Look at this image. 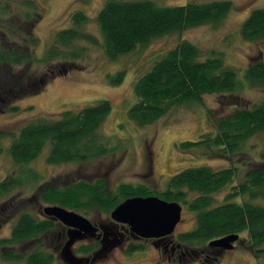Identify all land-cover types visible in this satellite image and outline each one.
<instances>
[{"label":"trees","instance_id":"16d2710c","mask_svg":"<svg viewBox=\"0 0 264 264\" xmlns=\"http://www.w3.org/2000/svg\"><path fill=\"white\" fill-rule=\"evenodd\" d=\"M39 7L36 0H23L18 19L7 24L3 21L0 30L8 29L13 36L20 32V20L27 18L37 22L41 15ZM231 8L230 0L189 1L174 6H159L150 0H106L93 18L101 40L84 29L91 18L85 12L75 10L71 12L70 25L55 33L44 52L47 72L40 74L34 82L26 76L27 69L23 75L18 74L17 79L12 78L8 84L0 85V110L10 103L8 111H16L18 107L11 104L13 100L37 93L55 77L76 70L78 61L86 55V46L81 45L83 42L95 45L100 41L106 57L116 60L157 37L181 33L202 24L217 25ZM239 32L248 41L264 38V6L248 14ZM26 36L29 49L21 50L19 43H9L8 40L6 46L0 42V67L2 64L19 67L27 63V68H31L37 61L34 48L38 38L29 32ZM209 55L203 58V51L197 45L185 39L178 41L138 77L133 90L136 100L128 108L127 117L135 125L145 126L176 106L201 103L205 94L229 93L241 88L237 73L224 64L221 53ZM124 74V70H119L110 81L118 84ZM243 78L251 87H264V54L249 59ZM111 109L109 100L100 99L78 110H62L55 119L36 115L9 135L0 130V142L4 136L11 137L6 148L16 170L15 175H7L0 181V194L25 182L40 180V175L29 164L45 148V159L49 164L84 162L113 152L112 138L102 131ZM213 125L212 131L201 134L196 140L183 141L180 147L206 148L225 157L228 165L220 169L206 165L186 167L173 174L165 187L158 191L145 184L131 183H119L114 191H110L105 181L97 178L92 181L74 179L65 186L49 184L38 196L48 205L85 213L93 208L110 213L127 198L156 196L167 202L184 204L195 213V225L180 235L181 241L205 243L232 234L238 235L239 241L243 239L240 234L246 231L244 246L255 254L261 253L263 250L258 247L264 243V151L261 160L254 161L243 173V178L235 183L239 171L232 159L242 152L249 138L264 131V99L236 105L227 114L215 118ZM227 184L229 191L224 199L214 202L211 194ZM58 223L44 214L40 218L28 211L21 212L10 236L0 240V247L20 245L23 249L30 241L35 245L25 254L12 248L2 250V257L22 264H57V257L61 256L47 250L40 237L55 229ZM99 247V242L91 241L80 246L78 251L90 254Z\"/></svg>","mask_w":264,"mask_h":264},{"label":"rangeland","instance_id":"374dc122","mask_svg":"<svg viewBox=\"0 0 264 264\" xmlns=\"http://www.w3.org/2000/svg\"><path fill=\"white\" fill-rule=\"evenodd\" d=\"M36 1L40 5L41 14L37 22L27 18L20 20V32H15L13 36L8 29L2 28L0 42H3L4 46L8 42L19 43L21 50L29 49L26 35L28 32L34 33L38 38V44L34 48L37 61H34L31 68H27V63L19 67L2 64L0 85L8 84L12 78L17 79L20 74L27 72V69L26 76L34 82L38 80L40 74L47 72L48 68L43 61L44 52L51 44L55 33L70 25V15L75 10H81L91 18L84 29L97 35L101 40L98 26L93 18L106 0ZM150 1L159 6H174L189 1L213 0ZM230 1L232 8L221 23L202 24L185 29L181 33L157 37L146 46H139L116 60L106 57L100 41L95 45L83 42L81 45L86 46V55L78 61L76 70L55 77L37 93L13 100L11 104L18 107L16 111H8L10 103L1 108L0 130L9 135L12 131L17 132V129L36 115L55 119L62 110H78L83 106L95 104L100 99H107L111 102L113 109L102 125V131L110 139L112 138L110 142L115 149L107 155L84 162L49 164L45 159L47 152L45 148L37 159L29 164L40 175V180L36 183L25 182L21 186L12 187L7 193L0 194V239L10 236L11 229L21 212L28 211L37 217H43L42 209L48 204L41 201L38 194L49 184L65 186L74 179L92 181L99 178L105 181V186L110 191H114L119 183L145 184L158 191L165 187L173 174L186 167L206 165L220 169L228 165L225 157L210 152L206 148H181L180 143L196 140L201 134L212 131L213 120L227 114L236 105L250 104L264 99V87H251L243 78L249 59L264 54V38L248 41L243 39L239 32L242 21L253 9L263 7L264 0ZM22 4L23 0H0V24H3V21L7 24L11 20L18 19ZM182 39L197 45L203 51V58L211 53H221L224 64L237 73V77L242 82L241 88L229 93L205 94L201 103H185L171 109L151 124L135 125L127 117V110L136 100L133 94L136 80ZM119 70L125 71L123 80L113 84L110 78ZM10 138L4 136L0 142V181L7 175H15L16 172L6 148ZM263 151L264 131L249 138L242 152L233 157L232 161L239 171L233 183L243 178V173L254 164V161L261 160L260 155ZM228 191L229 184L212 193L211 197L214 202H220ZM189 195L193 196L187 194ZM74 212L86 217L93 225L97 222L108 224L112 221L110 213H105L98 208H93L89 213L83 210ZM58 222L55 229L43 234L40 239L47 250L58 253L60 256V251L68 239V228L60 221ZM194 225L195 213L182 204L181 217L175 226V233H184L192 229ZM246 234V231L240 234L244 240H237L233 250L216 254L211 264H264V243L258 247L263 251L255 254L244 246ZM84 239L73 244L72 253L76 257L88 258V264H168L165 258L160 259L156 247L148 243L129 249L117 243L100 256L93 258L100 247L90 254L80 253L78 251L80 246L89 244ZM107 239L111 240L110 236ZM208 243L206 245V243L195 242L187 245L195 247L198 251H203L206 247L220 248ZM34 245L35 242L30 241L23 249L20 245L0 248V264L23 263L4 259L2 250L12 248L25 254ZM57 264L66 263L57 257ZM190 264H198L197 259Z\"/></svg>","mask_w":264,"mask_h":264},{"label":"water","instance_id":"95a60500","mask_svg":"<svg viewBox=\"0 0 264 264\" xmlns=\"http://www.w3.org/2000/svg\"><path fill=\"white\" fill-rule=\"evenodd\" d=\"M182 206L177 202H167L156 196L131 197L115 206L110 212L113 222L127 224L131 233L144 238H162L173 233L176 224L181 217ZM42 214L46 217L58 220L67 226V237L60 251L61 258L68 264H88V258L76 257L72 253L73 244L88 236L93 237L97 231L86 217L74 211L67 210L57 205L43 207ZM100 249L94 253L93 258L100 256L115 244L120 243V238L106 233L103 229ZM113 236L110 241L107 238ZM239 236L232 234L209 241L208 245L217 246L224 250L234 248V243Z\"/></svg>","mask_w":264,"mask_h":264},{"label":"flooded vegetation","instance_id":"af4514ba","mask_svg":"<svg viewBox=\"0 0 264 264\" xmlns=\"http://www.w3.org/2000/svg\"><path fill=\"white\" fill-rule=\"evenodd\" d=\"M94 225L97 228L95 235L93 237L84 239L85 241H97L99 242L101 247V239L103 238L104 232L103 229L107 228L108 231L105 230L106 233L110 234L112 232V234L117 235L120 238V245H124V247H126L127 249L133 247H141L147 243L152 245L154 248L156 247L160 259L165 258L168 264H190L195 259H197L198 264H211L215 259L216 254H221L233 250H224L222 248L216 247H206L203 251H198L195 247H190L187 245V243L179 239L182 233H175L176 228L174 229L172 234L159 239H154L135 235L131 233L128 225L122 223L109 221L108 224L97 222ZM110 238V241H112L113 236H110ZM205 243L207 245V242Z\"/></svg>","mask_w":264,"mask_h":264}]
</instances>
